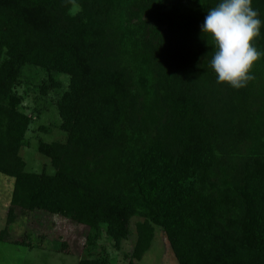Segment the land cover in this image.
Segmentation results:
<instances>
[{"label": "trees", "instance_id": "obj_1", "mask_svg": "<svg viewBox=\"0 0 264 264\" xmlns=\"http://www.w3.org/2000/svg\"><path fill=\"white\" fill-rule=\"evenodd\" d=\"M79 2L73 17L65 0H0L8 222L45 213L87 228L78 264H112L96 245L105 234L120 250L134 217L144 221L128 264L150 250L155 227L178 264H264V56L244 87L216 82L200 25L219 0ZM252 7L264 21V0ZM254 46L264 53V27ZM27 67L45 74L42 99L57 95L67 138L37 148L54 174L28 171L20 155L33 122L18 92ZM4 236L35 248L29 235Z\"/></svg>", "mask_w": 264, "mask_h": 264}, {"label": "rangeland", "instance_id": "obj_2", "mask_svg": "<svg viewBox=\"0 0 264 264\" xmlns=\"http://www.w3.org/2000/svg\"><path fill=\"white\" fill-rule=\"evenodd\" d=\"M24 85L18 88V92L24 96V111L32 116L33 122L27 132L29 145L20 151V155L26 162L27 170L35 173L46 172L54 174L50 160L38 152L39 141L64 142L67 138L61 131L60 117L55 105L57 95L51 92L48 97L42 99L39 87L45 74L35 68L25 69ZM65 88L68 86V78H62ZM42 109L40 117H37L35 108ZM40 127H46L49 132H43ZM14 180L0 174V264H78L87 254L88 229L78 226L68 219L59 216H51L45 213H30L20 216L15 222H8V209ZM144 220L139 217L132 219V234L128 240L122 243L120 250L113 247L110 239L102 234L95 252H106L112 264H128V257L135 245L136 224ZM7 229V234L5 230ZM154 241L150 250L137 264H178L165 233L161 227H155ZM9 239H22L29 235L35 248L10 243ZM65 244L66 249H62ZM38 245V247H36Z\"/></svg>", "mask_w": 264, "mask_h": 264}, {"label": "clouds", "instance_id": "obj_3", "mask_svg": "<svg viewBox=\"0 0 264 264\" xmlns=\"http://www.w3.org/2000/svg\"><path fill=\"white\" fill-rule=\"evenodd\" d=\"M65 3L69 5V16L82 11L79 0ZM262 27L264 21L252 7V0H219L207 9L200 30L213 49L209 66L217 83L239 89L253 79L251 69L264 56L254 46Z\"/></svg>", "mask_w": 264, "mask_h": 264}, {"label": "crops", "instance_id": "obj_4", "mask_svg": "<svg viewBox=\"0 0 264 264\" xmlns=\"http://www.w3.org/2000/svg\"><path fill=\"white\" fill-rule=\"evenodd\" d=\"M79 262V261H78Z\"/></svg>", "mask_w": 264, "mask_h": 264}]
</instances>
